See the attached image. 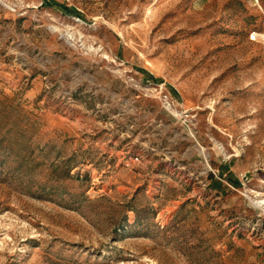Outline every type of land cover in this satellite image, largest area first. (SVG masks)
Instances as JSON below:
<instances>
[{
    "label": "rangeland",
    "instance_id": "374dc122",
    "mask_svg": "<svg viewBox=\"0 0 264 264\" xmlns=\"http://www.w3.org/2000/svg\"><path fill=\"white\" fill-rule=\"evenodd\" d=\"M264 0H0V264H264Z\"/></svg>",
    "mask_w": 264,
    "mask_h": 264
},
{
    "label": "bare ground",
    "instance_id": "6f19581e",
    "mask_svg": "<svg viewBox=\"0 0 264 264\" xmlns=\"http://www.w3.org/2000/svg\"><path fill=\"white\" fill-rule=\"evenodd\" d=\"M257 203H259L260 205H264V199H257Z\"/></svg>",
    "mask_w": 264,
    "mask_h": 264
}]
</instances>
